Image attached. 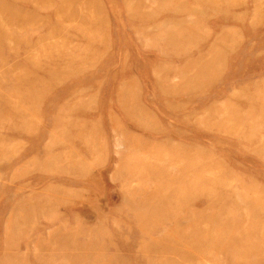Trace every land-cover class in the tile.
Instances as JSON below:
<instances>
[{"label": "rangeland", "instance_id": "obj_1", "mask_svg": "<svg viewBox=\"0 0 264 264\" xmlns=\"http://www.w3.org/2000/svg\"><path fill=\"white\" fill-rule=\"evenodd\" d=\"M0 264H264V0H0Z\"/></svg>", "mask_w": 264, "mask_h": 264}]
</instances>
